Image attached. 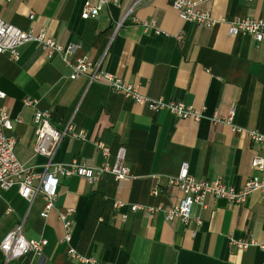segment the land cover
Listing matches in <instances>:
<instances>
[{"label":"crops","instance_id":"obj_1","mask_svg":"<svg viewBox=\"0 0 264 264\" xmlns=\"http://www.w3.org/2000/svg\"><path fill=\"white\" fill-rule=\"evenodd\" d=\"M86 0H0V18L21 29L44 31L63 46H75L70 64L30 40L17 58L0 56V105L9 111L17 159L36 171L44 158L34 152L36 110L51 124L70 129L55 160H78L89 167L116 163L126 151L130 173L118 180L105 173L91 183L72 175L59 180L47 216L45 200L29 202L16 187L0 189V241L21 227L27 239L46 240L41 254L27 253L9 264H81L68 254L58 218L75 209L70 244L103 264H262L264 195L252 191L231 204L207 195L189 219L167 220L164 211L183 197L168 179L183 164L197 181L219 180L236 189L254 174L259 146L248 131L264 132V43L248 34L230 35L229 20H264V0H207L210 27L183 20L170 0H141L117 27L134 0L104 2L98 16L82 19ZM33 15L32 20L29 18ZM144 22L154 27L145 28ZM179 36V37H178ZM93 65L135 86L149 98L178 100L201 113L199 120L155 112L88 76L71 78L72 64ZM26 98L35 102L24 104ZM234 109V117L228 114ZM85 133V138L73 136ZM97 144L108 149L103 155ZM136 205L138 209L131 210ZM238 241L251 243L241 249ZM3 256L0 251V264Z\"/></svg>","mask_w":264,"mask_h":264},{"label":"built area","instance_id":"obj_2","mask_svg":"<svg viewBox=\"0 0 264 264\" xmlns=\"http://www.w3.org/2000/svg\"><path fill=\"white\" fill-rule=\"evenodd\" d=\"M205 1L207 0H170V3L181 19L191 21L197 25L210 27L214 23L210 12L199 7ZM140 2L141 0L133 1L121 19L117 21V27L124 22ZM103 4L104 2L86 0L82 6L81 18H96ZM29 18L32 20L33 15ZM143 26L145 28L154 27V24L144 22ZM228 32L230 35L248 34L260 46L264 43V20H256L249 17L233 18L229 20ZM30 40L41 43L43 48L47 50L48 56L57 52L65 63L70 64L68 57L73 53L75 46H63L44 31L36 33L32 27L24 30L0 18V56L7 55L13 59L17 58L19 47ZM71 66L73 70L70 75L71 78L88 76L90 81L103 82L114 91L123 94L138 104H144L155 112L164 110L172 113L177 118H193L194 120H199L201 117L200 112L182 101H165L163 98L153 99L142 95L135 86L100 70L97 66L94 67L92 72H89V69L93 65L87 58H77ZM4 97L5 93L0 90V100ZM34 102L31 98L24 100V104L27 105H33ZM234 113L235 110L232 109L228 114L227 119L229 121L233 119ZM33 125L35 136L34 152L36 155L44 158L41 171H36L17 159L14 153L15 140L6 133L12 129L11 117L9 111L0 105V189L7 190L16 187L19 195L29 202L37 194H42L45 200L43 216H47L53 207L58 195L59 180L62 177L77 175L93 183L105 173L112 174L116 180L130 173L129 167L125 164L126 151L124 147L118 149L116 163L113 165L104 163L100 166L89 167L75 159L67 163L58 162L55 160L56 150L70 127L64 130L55 128L50 122L49 114L40 110L35 111ZM248 135L252 142L259 146V152L254 156L251 163L254 174L245 184L236 189L233 186L223 184L219 180L197 181L189 173L188 165L183 164L178 174L168 179V183L171 186L179 188L183 197L177 204L170 206L164 211L167 220L178 218L185 223L189 219H193L196 223L200 224V218L192 216V208L193 206H203L205 197L209 194L216 199L224 200L231 204L244 203L249 194L254 190H259L264 195V132L249 130ZM73 136L84 139L85 133H74ZM97 146L103 155H108L106 146L103 144H97ZM136 209H138V206H131L132 211ZM74 212L75 209L73 207H66L58 214V218L64 229L63 240L68 244V256L81 264H103L93 257L80 255L71 246V229ZM46 243V240L43 238L37 240L27 239L22 233L21 227H18L8 232L0 241V251L3 256L2 264H9L10 261L19 259L27 253L40 255ZM236 245L241 249H245L251 243L238 241ZM259 246L264 249V243L259 244Z\"/></svg>","mask_w":264,"mask_h":264}]
</instances>
